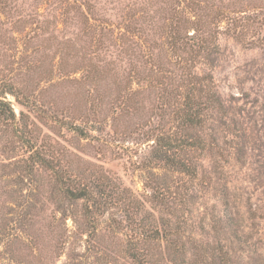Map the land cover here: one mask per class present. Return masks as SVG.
I'll return each mask as SVG.
<instances>
[{"label": "rangeland", "instance_id": "rangeland-1", "mask_svg": "<svg viewBox=\"0 0 264 264\" xmlns=\"http://www.w3.org/2000/svg\"><path fill=\"white\" fill-rule=\"evenodd\" d=\"M4 84L0 264H264V0H0ZM60 179L106 185L94 230Z\"/></svg>", "mask_w": 264, "mask_h": 264}, {"label": "trees", "instance_id": "trees-1", "mask_svg": "<svg viewBox=\"0 0 264 264\" xmlns=\"http://www.w3.org/2000/svg\"><path fill=\"white\" fill-rule=\"evenodd\" d=\"M1 87V86H0ZM5 88H0V95L5 94V93H9L12 94L13 96H17V92L16 90L13 88L12 85L8 84L5 85ZM188 94L186 95L185 99V109L182 110V112H177L180 115H182V118L185 120V122L187 124H200V118L199 113L201 110H197L200 106V102L196 101L198 99L193 98V94L197 95L196 93V86H188ZM194 109V110H193ZM0 116L4 117L5 119L10 118V117H14V114L9 106V104H7L6 102H3L0 99ZM180 128V126H179ZM187 127H182V130H186ZM76 130L82 135L84 132L83 130L76 128ZM181 130V129H180ZM85 136V135H83ZM169 140L164 138H160V142H157V151L156 154L154 156V158L157 161H161L164 164H166L169 168H173L175 170L181 171L183 173H188V174H192L194 172V167L190 168L189 165H187L183 160H181L180 158L175 157V154H177V152H174L175 150H180L183 151L185 149L186 146H189L190 144H186L185 141L182 142V140H175V142H179L178 147H174V146H170L167 147L166 145L169 144L168 143ZM160 144V145H159ZM31 149H32V154H30V156L27 158L28 159V164L30 166V163H38L43 167H50L53 169V166L51 165V162L48 159L43 158V156H41L40 152L38 149H34V147H36L34 144L30 145ZM173 153V154H172ZM73 183L70 184L69 183H63V180L60 179L59 181V190L62 194V196H64L68 201L70 202H76V201H83L84 202V211H83V215L85 217V219H89V221L87 222V225L90 229L94 230L95 228V224L93 222H91L92 220H90V217L94 214H100V209L104 206L107 205L108 201H107V197L108 194L105 192V188L106 185L103 184H98V183H85V184H80L79 180L77 179H73ZM108 187V186H107ZM90 230V232L92 231ZM136 231H138L140 233V239L144 242H149L151 240L156 241L158 238H163L165 239L167 236L164 237H156L155 235H159V230L154 229L152 232L153 234L147 236V228H137ZM161 231V230H160ZM89 232V233H90ZM140 240H136V243H133L130 245L129 247V256L130 258L138 263V260H140L141 256H143L144 254L139 253L136 251V245L139 244Z\"/></svg>", "mask_w": 264, "mask_h": 264}]
</instances>
